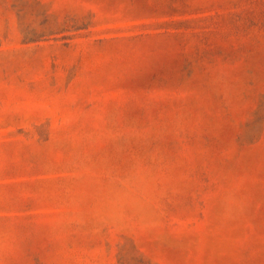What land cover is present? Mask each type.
Here are the masks:
<instances>
[{
  "label": "rangeland",
  "instance_id": "rangeland-1",
  "mask_svg": "<svg viewBox=\"0 0 264 264\" xmlns=\"http://www.w3.org/2000/svg\"><path fill=\"white\" fill-rule=\"evenodd\" d=\"M0 264H264V0H0Z\"/></svg>",
  "mask_w": 264,
  "mask_h": 264
}]
</instances>
